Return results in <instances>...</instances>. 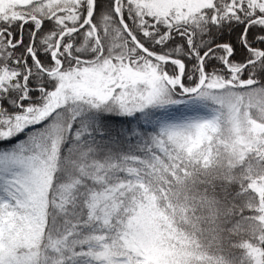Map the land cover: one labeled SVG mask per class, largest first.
<instances>
[{"label": "snow or ice", "instance_id": "6c2138e0", "mask_svg": "<svg viewBox=\"0 0 264 264\" xmlns=\"http://www.w3.org/2000/svg\"><path fill=\"white\" fill-rule=\"evenodd\" d=\"M0 264H264V0H0Z\"/></svg>", "mask_w": 264, "mask_h": 264}, {"label": "clouds", "instance_id": "9594fccd", "mask_svg": "<svg viewBox=\"0 0 264 264\" xmlns=\"http://www.w3.org/2000/svg\"><path fill=\"white\" fill-rule=\"evenodd\" d=\"M217 195H219L220 197H221V199H223V193H221V192H217L216 193ZM226 219H228L229 221H231V220H233L234 218H226ZM225 229H227L228 227H230L231 226V224H230V222H228V223H224L223 225H222ZM227 233H225V235H226Z\"/></svg>", "mask_w": 264, "mask_h": 264}, {"label": "trees", "instance_id": "16d2710c", "mask_svg": "<svg viewBox=\"0 0 264 264\" xmlns=\"http://www.w3.org/2000/svg\"><path fill=\"white\" fill-rule=\"evenodd\" d=\"M123 119L124 118H121V117H112V120L113 121H119V122H123ZM23 137L22 136H20V137H17L16 139L18 140V139H22Z\"/></svg>", "mask_w": 264, "mask_h": 264}]
</instances>
